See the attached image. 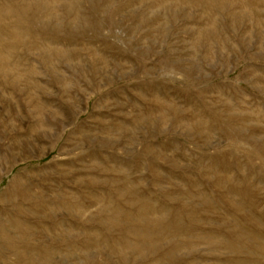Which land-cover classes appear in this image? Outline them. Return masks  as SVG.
Here are the masks:
<instances>
[{"label":"rangeland","instance_id":"374dc122","mask_svg":"<svg viewBox=\"0 0 264 264\" xmlns=\"http://www.w3.org/2000/svg\"><path fill=\"white\" fill-rule=\"evenodd\" d=\"M0 72V264H264V0H0Z\"/></svg>","mask_w":264,"mask_h":264},{"label":"bare ground","instance_id":"6f19581e","mask_svg":"<svg viewBox=\"0 0 264 264\" xmlns=\"http://www.w3.org/2000/svg\"><path fill=\"white\" fill-rule=\"evenodd\" d=\"M43 4V3H42ZM54 4H56V3H54ZM46 5V4H45ZM42 6V5H41ZM58 6V5H57ZM56 6V7H57ZM224 8V7H223ZM58 14V13H57ZM48 19V18H47ZM50 19V18H49ZM1 73V72H0ZM164 111V110H163ZM16 193V195H19L20 197H21V194L19 193V192H15ZM14 193V194H15ZM65 205H67V204H65ZM16 226H19V222H16ZM21 235V237H22V234H20ZM4 242H5V244L7 245V247L9 248V250L10 251H12L13 252V254H15V256H16V259L18 260V261H20L21 260V258L23 257L19 252H16V247H15V243L14 242H11L10 244H8V240H3Z\"/></svg>","mask_w":264,"mask_h":264}]
</instances>
